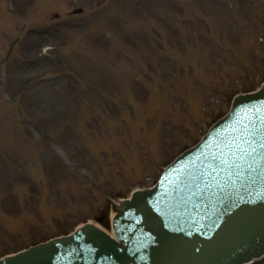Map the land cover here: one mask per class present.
<instances>
[{
	"label": "rangeland",
	"instance_id": "1",
	"mask_svg": "<svg viewBox=\"0 0 264 264\" xmlns=\"http://www.w3.org/2000/svg\"><path fill=\"white\" fill-rule=\"evenodd\" d=\"M263 82L264 0H0V258L111 231Z\"/></svg>",
	"mask_w": 264,
	"mask_h": 264
},
{
	"label": "water",
	"instance_id": "2",
	"mask_svg": "<svg viewBox=\"0 0 264 264\" xmlns=\"http://www.w3.org/2000/svg\"><path fill=\"white\" fill-rule=\"evenodd\" d=\"M259 115L264 116V86L255 94L236 98L226 125L223 128V123L217 126L213 136L218 139L231 127L233 135H237L243 130L241 126ZM225 141L232 142V134ZM212 144L207 142L194 154H188L175 170L177 173L191 164L184 171L185 181L179 187L185 196L179 206L187 213L181 222L176 220V225L184 223L186 240L173 230L175 221L172 217L167 228L164 225V228L157 227L154 203L160 192L136 193L132 201H126L117 210L113 225L119 243L88 225L70 237L32 247L0 264H78L76 260L80 261L79 264H91L88 257L94 260V264H245L260 258L264 255V134L243 148L240 146L238 157L233 152L235 147L232 149L229 144L212 154L216 148ZM212 166L219 167L208 170ZM142 216L144 222L141 220L140 224L143 223L145 230L153 236L161 232L157 249L145 250L151 256L147 261L139 249L129 252V244L122 243L123 231L132 246L143 244L136 240L140 229H136L135 223ZM145 235L149 236L148 232ZM57 249L64 250L57 253L60 251ZM66 252L72 257L61 260ZM79 256L82 259L76 258Z\"/></svg>",
	"mask_w": 264,
	"mask_h": 264
},
{
	"label": "bare ground",
	"instance_id": "3",
	"mask_svg": "<svg viewBox=\"0 0 264 264\" xmlns=\"http://www.w3.org/2000/svg\"><path fill=\"white\" fill-rule=\"evenodd\" d=\"M111 235H113V234H111Z\"/></svg>",
	"mask_w": 264,
	"mask_h": 264
}]
</instances>
